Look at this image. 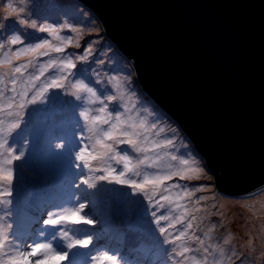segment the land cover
<instances>
[{
	"label": "rangeland",
	"instance_id": "1",
	"mask_svg": "<svg viewBox=\"0 0 264 264\" xmlns=\"http://www.w3.org/2000/svg\"><path fill=\"white\" fill-rule=\"evenodd\" d=\"M34 1L40 8L43 1L46 4V8H42L35 16L30 15L33 13V5L29 0H0V36L5 40V43L0 44L4 46L0 51L9 47L8 58L5 61L11 59V63L5 62L0 65V122H2L0 130L8 144L15 150V154L19 155L21 151L24 153L23 157L11 166L14 171L12 184L0 182V193H11L0 196V209L4 210L3 216L0 217V227H3L7 236L3 252L0 253V262L17 251H29L30 245L41 242H49L58 250L65 251L67 249L63 247L65 241L61 233L68 231L69 235L74 237L91 236L92 244L87 249H77L71 253L70 260L63 264H75L74 260L83 254L87 256L86 264H93L92 257H98L103 253L115 256L118 264H193V258L199 264H264V209L262 213L256 214L253 206L264 198V190L240 199L220 196L215 188L214 177L207 170L204 160L192 150L188 139L183 136L176 124L172 120L170 123L165 122L166 119L162 117L165 113L145 96L136 78L134 67L129 65L127 57L108 39L100 18L89 7L74 0H62L66 2L62 3L61 7L56 5L55 0ZM48 9H52L56 15L52 16ZM58 14L65 15L62 21L58 20L61 17ZM32 24H36L37 27H31ZM49 25L58 29L56 36L62 39L39 31L40 26ZM12 36H18L21 44H9ZM68 39L72 40V44L65 46L64 41ZM45 40L54 46L64 47V52L50 51L47 56L22 55L19 60L14 58L13 53L20 48L31 47ZM88 48L92 49L91 55L82 63L78 57L84 55ZM66 52L70 53L71 58L66 56ZM65 56L76 64L68 81L65 82L66 87L50 89L36 103L28 104L23 109V115L17 117L20 92L23 87L28 86L22 81L27 82L30 77L39 76L41 65L46 66L49 59L59 60ZM91 58L93 61L89 60ZM21 64L29 66L23 69L22 73L14 74L11 69ZM56 74L54 69H49L35 82L37 87L42 86ZM14 75L22 78L17 79L16 84L12 83ZM77 80H83L92 87L98 99L81 94L82 98L77 100L71 94L73 92L71 83ZM33 94L35 89L24 99H31ZM110 95L118 98L107 101L106 97ZM100 101H103V104ZM104 104L108 105V110L113 115L117 112L122 113L127 106L132 108L130 115L145 118L149 124L159 125L163 122L160 127H164L166 132L160 137L153 136L150 139L172 138L176 146L167 151L179 158L191 157L198 161L203 169L199 178L181 180L173 177L167 181L162 189L171 184L184 186L163 192V195L171 197L173 201L171 204L161 200L162 189L150 200L144 192L133 191L127 185L97 181L96 187L89 189L81 184V179L103 173L90 171L82 166L77 167L75 161L77 145L89 143L88 140L80 138L92 135L79 113L89 108L92 114L99 115L96 109L103 107ZM36 114L42 115L36 118ZM17 119L20 121V127L8 135V126ZM167 129H174L175 132ZM94 142L93 139L91 143ZM57 144L64 147L57 148ZM144 147L150 148V145ZM116 148L119 154H128L132 158V164H136L138 159L143 160L146 155L152 160L156 159V152L153 151L136 153L126 145H117ZM157 151L163 159L157 161L156 168L148 167V163H151L149 160L137 169L141 173L139 176L127 173L126 178L140 182L146 171L148 174L166 172L169 164H172L173 170L181 167L179 161H170L164 156L163 151ZM34 156H37L34 161L40 160L35 165L32 164ZM6 158V153L0 156V160ZM109 165L117 169V174L123 171L122 164H117L115 160L92 161L90 167L102 169ZM31 172L35 173L32 175ZM40 183L47 186L41 189ZM52 186H55L54 191L52 189L47 191ZM33 189L39 194H44L42 200L44 203H37L34 197L25 206L24 202L29 200ZM185 189L192 191V197L178 199L175 193L183 192ZM146 191L149 196L152 195L150 188ZM122 197L126 200L136 197V201L128 203L127 209L123 210L117 206L119 202H124ZM157 201L167 211L162 209ZM79 203L86 205L85 213L94 220L92 226L70 224L49 226L43 223L49 218V212L56 215L67 208L78 206ZM143 204L152 208L151 214L156 226H153L145 216L142 218L143 222L138 220L136 214L140 217L138 210ZM177 204L183 207L178 208ZM186 209L189 210L186 219L175 223L173 218L180 216ZM161 211L170 219L158 223L157 213ZM193 217L195 219H192ZM26 219L29 221L26 222ZM187 220L192 221L193 227L187 230L185 237L177 240L180 232L187 228ZM170 223L174 226L169 227ZM160 228L166 231L161 233ZM20 229L23 230L22 233ZM110 235L112 240L108 238ZM189 236L192 239H188ZM113 239L121 243H116ZM107 245L111 248L109 249ZM140 245L148 248L143 254L138 250ZM183 247H187L189 251L183 253ZM44 264L62 262L52 258L45 260Z\"/></svg>",
	"mask_w": 264,
	"mask_h": 264
},
{
	"label": "water",
	"instance_id": "2",
	"mask_svg": "<svg viewBox=\"0 0 264 264\" xmlns=\"http://www.w3.org/2000/svg\"><path fill=\"white\" fill-rule=\"evenodd\" d=\"M90 7L216 191L264 190V0H75Z\"/></svg>",
	"mask_w": 264,
	"mask_h": 264
},
{
	"label": "snow or ice",
	"instance_id": "3",
	"mask_svg": "<svg viewBox=\"0 0 264 264\" xmlns=\"http://www.w3.org/2000/svg\"><path fill=\"white\" fill-rule=\"evenodd\" d=\"M31 27L36 28V24H32ZM40 32H47L53 36H56L58 29L52 26H40ZM75 31V29H72ZM57 39H62V37L56 36ZM11 45L21 44V40L18 36H12L8 41ZM65 46L71 45L72 40L68 39L64 41ZM79 45L77 44V47ZM4 47L0 45V48ZM65 50L64 47L54 46L49 43L48 40L43 41L42 43H37L31 47H23L13 53V56L16 60H19L22 55H40L47 56L49 52L63 53ZM92 49L88 48L85 50V54L78 57L81 61H86L88 56L91 55ZM11 63V59L7 61H0L2 63ZM28 64H21L18 67H13L11 71L14 74L22 73L23 69H26ZM76 67L75 62L72 59L67 58L66 56L56 60L49 59L47 65H41V71L39 76L30 77L26 83L28 86L23 87L20 92V102L18 103V111L16 113L17 117L23 115V109L28 104H34L41 98L45 96L49 90L63 89L66 87L65 82L68 81V78L71 74L72 69ZM49 69H54L57 74L51 76L47 82L42 86L37 87L36 81L40 79V76H44L45 72H48ZM17 79H22L21 77L13 76L12 83L16 84ZM113 80L115 77L112 78ZM71 88L73 92L71 93L76 97L77 100L82 98L81 94H88L89 96L98 99L96 92L86 84L83 80H77L74 83H71ZM35 89V94L32 95L31 99L25 100L24 98L29 94L30 91ZM122 96L123 94L120 93ZM117 96H107V101L116 100ZM103 104V101H100ZM99 115L92 114V110L85 108L82 110L79 115L85 121V124L88 128V131L92 134L88 137H81V140H88V144L77 145L78 151L75 153V161L77 162V167H83L84 169H89L90 171H101L103 174L96 175L90 178L81 179V184L86 185L87 188L91 189L96 187L97 181H106L109 183H116L121 185L129 186L133 191L144 192L145 196L148 199H152L158 191H161L162 186L166 184L167 181L173 179V177H178L181 180H189L193 178H199L200 173L203 171L201 165L195 159L189 158H179L176 154L167 151L168 149L175 148L176 144L172 138L164 139H150V137H160L163 133L166 132L164 127L152 123L149 124L148 120L140 116H133L129 113L132 112V108L127 106L124 107V111L117 112L113 115L108 110V105L104 104L103 107L96 109ZM2 123V122H0ZM106 126V127H105ZM20 127V121L17 119L14 123H11L8 126V135H11L12 132ZM167 131L175 132L174 129H167ZM95 140L94 143H91L92 140ZM90 145V146H89ZM117 145H126L131 147V149L136 153H147L148 151L156 152V159L152 160L151 157L147 155L143 160H137L136 164H132V158L128 154H119L117 151ZM144 145H150L149 147H144ZM57 148H63L64 145L57 144ZM163 151L164 156L168 157L170 161H179L181 167L173 170L172 164L168 165V170L166 172H156L154 174L145 173L143 179L140 182L136 180L126 178L127 173H132L133 175L139 176L141 173L137 169L140 165H144L147 161L151 160V163H148L149 168H156L157 161L162 160L159 152ZM6 153L7 158L0 160V182H6L9 185L12 184L14 180V171L11 166L14 165L15 161H19L24 153L21 151L19 155L15 154V150L8 144V140L3 136L2 130H0V156H3ZM106 160H115L117 164H122L123 171H119L117 174V169L113 168L111 165L102 169H93L90 167L92 161L104 162ZM150 188L152 195L149 196L146 189ZM174 188H184L183 185L171 184L167 187H163L161 192V200L171 204L173 201L170 196L163 195V192H168L170 189ZM199 191V189H196ZM11 193H0V196L10 195ZM178 199L182 197L191 198L193 193L185 189L183 192L175 193ZM157 204L163 207L159 201ZM178 208L183 207L180 204H177ZM86 205L84 203H79L78 206L67 208L66 210L61 211L59 214L53 215L49 212L48 219H45L43 223L49 226H63V225H88L92 226L94 220L90 219L85 213ZM185 210L181 212L180 216L174 217L173 220L175 223H180L182 220L186 219L187 212ZM199 211V209H195ZM155 215V214H154ZM168 216L162 215L157 221L160 220H169ZM192 219H195L193 217ZM187 228L184 231H181L177 240L182 237H185L188 229L193 227L191 220H187ZM174 224L170 223L169 227H173ZM166 230L160 228V232L164 233ZM65 243L63 247L67 250L60 251L49 242H41L30 245V250L25 252L17 251L15 254L10 255L8 259L3 260L0 264H44L45 260L56 258L58 261L67 262L70 260V254L76 251L77 249H87L92 244L91 236H81L74 237L69 235L68 231L61 233ZM192 239L191 236L187 237ZM7 241V236L5 235L4 229L0 227V253L3 252ZM227 244L228 242L225 241ZM189 249L183 247V253H187ZM93 264H118L117 258L107 253H103L98 257H92ZM193 264H199L198 261L193 258Z\"/></svg>",
	"mask_w": 264,
	"mask_h": 264
},
{
	"label": "trees",
	"instance_id": "4",
	"mask_svg": "<svg viewBox=\"0 0 264 264\" xmlns=\"http://www.w3.org/2000/svg\"><path fill=\"white\" fill-rule=\"evenodd\" d=\"M56 1V5H58V6H60V5H62V3H65L66 1H62V0H55ZM75 1V0H74ZM29 2L30 3H32V9H33V13H31L30 15H33V16H35L36 15V13H40V10L42 9V8H46V4H45V1H43V4H42V8H40V6H39V4H37V2L36 1H34V0H29ZM77 2V1H76ZM77 3H82V2H77ZM61 7V6H60ZM49 10V12L52 14V16H54V15H56V13L54 12L53 13V11H52V9L50 10V9H48ZM92 13V12H91ZM59 16H61V17H59V21H62L63 19H64V17H65V15H61V14H58ZM2 43H5V40H3V36H0V44H2ZM8 54H9V47H6V48H4L2 51H0V61H5L7 58H8ZM66 56L67 57H70L71 58V55H70V53H68V52H66ZM90 61H93L92 60V58L91 59H89ZM127 60V59H126ZM82 63L84 62V61H81ZM81 63V64H82ZM129 63V65H132L131 64V62L129 61L128 62ZM1 65V64H0ZM77 74V73H76ZM155 106V105H154ZM118 108H122V107H119L118 106ZM38 113H40V112H38ZM42 115V114H36V118H39L40 116ZM164 116H162L164 119H166L165 120V122H167V123H170L169 121H171L169 118H168V116L166 115V114H163ZM61 120V119H60ZM164 123L162 122V123H160L159 124V126L160 125H163ZM56 134H58V132H56ZM193 150V149H192ZM191 150V151H192ZM194 151V150H193ZM37 156H34L33 158H32V164L33 165H35V163H39V161L40 160H38V161H34V159L36 158ZM33 173H35V172H31V174L33 175ZM146 173H147V171H146ZM41 184V189L43 188V187H45V186H47L46 184H43V183H40ZM55 187V186H54ZM54 187L52 186V188L50 187L47 191H49L50 189H52V191H54ZM34 191L32 192V195H29V200L27 201L26 200V202H24V204H25V206H26V204L27 203H29V201L31 200V199H33L34 197H35V200L37 201V203H39V204H42V203H44V202H42V200H43V195L44 194H39V193H37V190L36 189H33ZM45 193V192H44ZM51 193L49 192V195H50ZM28 197V196H27ZM136 197H133L132 199H124L123 197H122V199H124L123 201L124 202H122V203H120L119 202V204L117 205L120 209H123V210H126L127 209V204L129 203V204H131L132 203V201H136V199H135ZM122 207V208H121ZM22 209V207L20 208V210ZM162 209H166V208H164V207H162ZM151 210H152V208L151 207H149V206H146L145 204H143L142 206H140V209L138 210V212H139V215H140V217H138V214H136V216H137V218H138V220L140 221V222H143L142 221V218H143V216H145V217H147L149 220H150V223L153 225V226H156V223L153 221V219H154V217L152 216V214H151ZM163 211V210H162ZM162 211L161 212H159V213H157V216L158 217H160V216H162L163 214H165V213H162ZM166 211H167V209H166ZM144 213H146V214H144ZM3 216V214H2V210L0 209V217H2ZM18 216H19V214H18ZM158 220V219H157ZM0 221H1V218H0ZM29 220H27L26 222H28ZM163 220H160L159 221V223H161ZM25 224V223H24ZM3 228V227H2ZM21 233L23 232V230H19ZM24 232H26V230H24ZM107 234H108V232H107ZM109 235V234H108ZM109 239H111L112 240V236L110 235L109 237H108ZM113 240H115L116 241V243H121V241H117L116 239H113ZM143 245H140V247H138V250L140 251V253H144V252H146L147 250H148V248H146V247H142ZM139 251H137V253L139 254Z\"/></svg>",
	"mask_w": 264,
	"mask_h": 264
},
{
	"label": "bare ground",
	"instance_id": "5",
	"mask_svg": "<svg viewBox=\"0 0 264 264\" xmlns=\"http://www.w3.org/2000/svg\"><path fill=\"white\" fill-rule=\"evenodd\" d=\"M253 206H254V209H255L254 211L256 214L262 213L261 211H263V209H264V207H263L264 206V198L257 201L256 203H254ZM2 211L4 213V210H2Z\"/></svg>",
	"mask_w": 264,
	"mask_h": 264
},
{
	"label": "clouds",
	"instance_id": "6",
	"mask_svg": "<svg viewBox=\"0 0 264 264\" xmlns=\"http://www.w3.org/2000/svg\"><path fill=\"white\" fill-rule=\"evenodd\" d=\"M90 8V7H89ZM91 9V8H90ZM92 10V9H91ZM93 11V10H92ZM94 13V12H93ZM155 105V104H154ZM159 109V108H158ZM160 110V109H159ZM161 111V110H160Z\"/></svg>",
	"mask_w": 264,
	"mask_h": 264
}]
</instances>
